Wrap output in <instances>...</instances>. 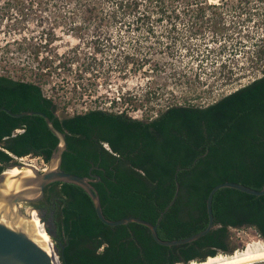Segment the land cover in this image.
<instances>
[{
	"label": "trees",
	"instance_id": "1",
	"mask_svg": "<svg viewBox=\"0 0 264 264\" xmlns=\"http://www.w3.org/2000/svg\"><path fill=\"white\" fill-rule=\"evenodd\" d=\"M208 8L201 5L197 14L205 16ZM258 52L262 57L264 47ZM2 107L14 113L43 111L66 133L62 168L101 177L93 185L109 219L135 216L157 223L178 181L179 195L157 228L163 240L185 238L207 227L206 200L216 185L230 181L258 190L264 186V73L207 106L172 105L147 120L103 108L60 116L39 83L0 74ZM58 143L42 116L14 117L0 111V173L15 156L34 155L48 163ZM46 194L58 198L54 239L62 243L55 241L62 264L202 261L232 253L230 228L244 226L255 227L264 240V195L230 187L214 194V228L196 241L174 246L157 243L143 224H104L79 185L54 182Z\"/></svg>",
	"mask_w": 264,
	"mask_h": 264
},
{
	"label": "rangeland",
	"instance_id": "2",
	"mask_svg": "<svg viewBox=\"0 0 264 264\" xmlns=\"http://www.w3.org/2000/svg\"><path fill=\"white\" fill-rule=\"evenodd\" d=\"M261 47L264 0H0V74L39 83L60 116L207 106L263 75ZM257 238L230 228L228 245Z\"/></svg>",
	"mask_w": 264,
	"mask_h": 264
},
{
	"label": "water",
	"instance_id": "3",
	"mask_svg": "<svg viewBox=\"0 0 264 264\" xmlns=\"http://www.w3.org/2000/svg\"><path fill=\"white\" fill-rule=\"evenodd\" d=\"M1 110L8 112V114L14 117L26 115L42 116L48 128L58 137L59 143L46 168L41 169L27 161H23V157L18 158L15 156V161L6 165L5 170L0 173V264H62L59 250L55 244H53L54 250L52 253L40 242L32 221V208L40 216L41 224L44 225L46 232L51 238L57 237V225L54 216L47 220L40 209L30 205L42 200L46 194V187L54 182L73 183L85 189L93 201L99 219L104 224L109 226L128 225L133 222L143 224L151 230L154 240L165 246H174L196 241L214 228L215 219L212 202L214 194L220 188L230 187L252 195H264V186L262 189L258 190L237 182L226 181L220 183L211 189L206 200L209 218L207 227L185 238L163 240L160 238L157 228L164 213L174 204L179 195L180 183L178 181L176 183L177 188L175 196L165 207L157 223H152L135 216L118 220L109 219L104 214L100 194L93 185V183L99 181L101 177L92 173L89 176L78 175L66 172L62 168L63 154L68 148L66 133L57 128L52 119L43 111L27 110L14 113L5 107L0 108V111ZM15 167H19L22 170L31 168L33 173L31 175H26L23 172L18 174L10 173L9 170ZM55 241L62 245L58 239ZM209 256L212 255H208L206 258ZM227 264H264V255Z\"/></svg>",
	"mask_w": 264,
	"mask_h": 264
},
{
	"label": "bare ground",
	"instance_id": "4",
	"mask_svg": "<svg viewBox=\"0 0 264 264\" xmlns=\"http://www.w3.org/2000/svg\"><path fill=\"white\" fill-rule=\"evenodd\" d=\"M22 160L37 166L34 160H27V157H23ZM9 171L12 174H18L23 172L26 175H31L33 173L31 168H26L22 170L19 167H15L13 169H10ZM32 213V221L37 231V235L39 237L40 242L53 253L54 247L52 245L50 235L46 232V229L41 224V219L37 212L32 210ZM261 255H264V240L262 238H257V240H255L253 243L247 244L246 247L242 249L238 248L232 253H218L217 255L209 256L208 258L202 261L195 259L190 261L189 263L179 262L176 264H227Z\"/></svg>",
	"mask_w": 264,
	"mask_h": 264
},
{
	"label": "flooded vegetation",
	"instance_id": "5",
	"mask_svg": "<svg viewBox=\"0 0 264 264\" xmlns=\"http://www.w3.org/2000/svg\"><path fill=\"white\" fill-rule=\"evenodd\" d=\"M56 113L59 115L58 109H57ZM57 201H58V198L56 196H52L51 198H48L47 194H45V197L42 200H40L34 204H30V205L40 209L44 213L45 219H47V220L51 219L54 216L55 222H56V214L58 212ZM32 210H33V208H32ZM33 211H35V210H33ZM54 238L55 237H53V239Z\"/></svg>",
	"mask_w": 264,
	"mask_h": 264
},
{
	"label": "built area",
	"instance_id": "6",
	"mask_svg": "<svg viewBox=\"0 0 264 264\" xmlns=\"http://www.w3.org/2000/svg\"><path fill=\"white\" fill-rule=\"evenodd\" d=\"M198 66H200V64L198 63ZM238 88H236L235 90H237ZM234 90V91H235ZM233 92V91H232ZM231 93V92H230ZM49 97H51V96H49ZM121 97V96H120ZM112 103H113V101H112ZM103 109H107V108H103ZM107 110H110V109H107ZM110 111H114V110H110ZM124 110H121V111H115V112H123ZM19 132H22V131H24V129H20V130H18ZM41 168V167H40ZM44 168H46V167H44ZM44 168H41V169H44ZM44 226V225H43ZM54 241V242H53ZM51 242H52V245L53 244H55V240L53 239V238H51ZM54 246V245H53Z\"/></svg>",
	"mask_w": 264,
	"mask_h": 264
}]
</instances>
